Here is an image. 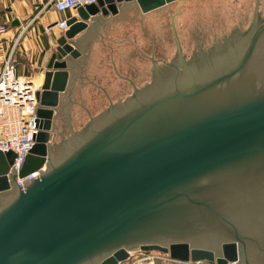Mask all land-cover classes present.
<instances>
[{
  "label": "water",
  "instance_id": "95a60500",
  "mask_svg": "<svg viewBox=\"0 0 264 264\" xmlns=\"http://www.w3.org/2000/svg\"><path fill=\"white\" fill-rule=\"evenodd\" d=\"M76 14L17 173L0 151V264L137 251L264 264L249 258L264 235V0H95Z\"/></svg>",
  "mask_w": 264,
  "mask_h": 264
},
{
  "label": "built area",
  "instance_id": "2783aa9c",
  "mask_svg": "<svg viewBox=\"0 0 264 264\" xmlns=\"http://www.w3.org/2000/svg\"><path fill=\"white\" fill-rule=\"evenodd\" d=\"M41 10L52 7L56 11L76 9L78 6L93 3L95 0H40ZM59 29L64 31L67 26L65 20L57 23ZM4 27L0 26V33ZM12 49L6 54L0 67V151H12L15 155L11 166L16 173L21 168L25 156L33 144V136L37 132L36 119V91L33 81L18 78L14 74L12 62ZM10 167V166H9ZM38 171L17 178L16 183H21L29 177H36ZM134 253H138L134 257ZM151 254V252H149ZM158 256L148 253L132 252L125 264H153L157 259L163 264H206L201 262H180L172 260L168 255L159 253Z\"/></svg>",
  "mask_w": 264,
  "mask_h": 264
},
{
  "label": "crops",
  "instance_id": "0c3cea01",
  "mask_svg": "<svg viewBox=\"0 0 264 264\" xmlns=\"http://www.w3.org/2000/svg\"><path fill=\"white\" fill-rule=\"evenodd\" d=\"M40 6V0H0V26L4 27L0 33V67L12 49L15 76L33 81L35 87L63 33L57 23L77 17L76 9L59 12L52 7L41 10Z\"/></svg>",
  "mask_w": 264,
  "mask_h": 264
},
{
  "label": "flooded vegetation",
  "instance_id": "af4514ba",
  "mask_svg": "<svg viewBox=\"0 0 264 264\" xmlns=\"http://www.w3.org/2000/svg\"><path fill=\"white\" fill-rule=\"evenodd\" d=\"M245 35H246V34H245ZM245 35H244V36H245ZM244 36H243V37H244ZM241 38H242V37H241ZM257 167H258V166H254L253 169H254V168H257ZM259 239H260V240H259V248H258L259 250L256 249V250H255V253H254L252 256L249 257L250 259H254V258H256V257H257L256 254H257V253H259L260 256L264 255V235H259ZM212 240H214V239H212ZM250 264H255V263H254V262H252V263L250 262Z\"/></svg>",
  "mask_w": 264,
  "mask_h": 264
},
{
  "label": "rangeland",
  "instance_id": "374dc122",
  "mask_svg": "<svg viewBox=\"0 0 264 264\" xmlns=\"http://www.w3.org/2000/svg\"><path fill=\"white\" fill-rule=\"evenodd\" d=\"M178 1H179V0H178ZM36 107H37V106H36ZM145 254H146V253H145ZM134 255H135L134 257H136V256L138 255V253H134ZM148 255L158 256V255H160V254H159V252H151V254L148 253ZM122 264H125V262L122 263ZM143 264H146V263H143ZM153 264H163V263H161V261L155 259L154 262H153Z\"/></svg>",
  "mask_w": 264,
  "mask_h": 264
}]
</instances>
